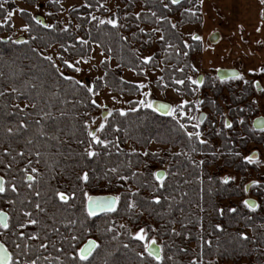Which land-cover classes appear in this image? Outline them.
<instances>
[{
  "label": "trees",
  "instance_id": "obj_1",
  "mask_svg": "<svg viewBox=\"0 0 264 264\" xmlns=\"http://www.w3.org/2000/svg\"><path fill=\"white\" fill-rule=\"evenodd\" d=\"M14 1L0 0L3 5L0 21L5 20L0 24V91L7 90L0 96V161H3L0 177L6 187V192L0 194V210L9 216L7 241L13 253L12 264H17L18 260L22 264L26 258L15 256L19 251L16 244H20L21 249L27 244V258L39 256L37 264H48L44 257L57 264V256L60 264H157L144 252L143 242L130 235V226L136 225L142 217L157 224L152 234L162 241L159 264L237 261L256 253L257 247L264 248V235L257 230L253 211L239 208L230 213L228 208L221 207V201L233 196L234 189L230 183H223L209 173L207 160L213 156L208 155L212 153L208 137L201 138L204 144L194 138L189 140L187 131L171 115L138 107L139 104L123 111V116L119 110L112 111L102 122L104 129L97 133L109 144L94 145L96 155L92 158L84 155L91 142L85 121L90 130L91 115L97 109L93 97L103 89L116 94H139L136 85L121 79L122 69L140 76L146 70L161 67L159 84L177 94H192L193 85L187 77L200 44L193 38L186 43L179 27L201 23L195 0H179L175 5L170 0H119L123 8L117 11L115 27L107 21L99 23V17L93 19L94 13L101 12L100 4L104 0H81V7L68 12L76 21L75 30L59 25L46 28L45 24H37L30 14L22 12L20 16L28 25L26 38L22 40L9 36L12 27L7 17L14 10ZM17 1L29 3L30 0ZM165 3L167 8L163 7ZM136 5L141 7L139 15L133 13ZM173 17H177L178 22L173 21ZM6 33L8 37H3ZM160 36L164 39L160 40ZM93 45L100 48L107 60L102 63L103 76L91 85V93L75 79H64L67 75L54 59H45L46 52L55 47L59 53L57 60L64 66L66 60L87 58ZM144 57L151 59L144 63ZM108 60H114L117 67L111 69ZM177 79L184 83L176 84ZM237 79L220 82H238ZM213 81L208 78L209 83ZM12 88L17 91L13 93ZM252 90V83H244L233 102H244L252 95ZM203 106L214 114L218 112L212 103L206 102ZM132 108L136 110L131 111ZM21 121L26 123L25 128H19ZM240 127L245 132V142L256 133L245 122ZM8 128L13 132L9 133ZM219 141L226 163L235 166L233 139L221 134ZM151 143L167 144L179 150V155L170 157L163 181L153 176L156 165H163L158 155L137 150L146 149ZM5 148L9 150L7 155ZM5 164L10 167L6 168ZM32 168L37 172L32 173ZM112 168L116 169L115 173L108 171ZM83 172L89 174L86 182L77 179ZM26 173L35 177L31 188L24 179ZM117 176L126 179H117ZM10 185H15L17 191L12 192ZM118 190H121L120 199L114 211L88 216L85 193L105 195ZM57 191L68 195L69 201L61 202L55 195ZM36 192L40 193L39 197ZM153 196H160V202L154 203ZM37 203L44 212L35 208ZM129 203L134 206L129 208ZM220 208L222 214L218 211ZM21 209L39 223L26 224ZM21 223H25V227H19ZM218 223L219 231L215 228ZM246 228L251 229L249 235L244 233ZM1 232L0 229V238ZM32 233L37 234L36 240L29 238ZM241 233L246 239H241ZM73 236L75 240L71 239ZM92 237L97 238V247L87 261H80L75 252L84 240ZM40 243H45L46 247L39 248ZM255 264L264 263L255 259Z\"/></svg>",
  "mask_w": 264,
  "mask_h": 264
},
{
  "label": "rangeland",
  "instance_id": "obj_2",
  "mask_svg": "<svg viewBox=\"0 0 264 264\" xmlns=\"http://www.w3.org/2000/svg\"><path fill=\"white\" fill-rule=\"evenodd\" d=\"M195 1L197 6H199L202 16L201 23L199 25L187 24L180 26L179 31L186 43H189L193 36L200 38L197 40L200 44V51L193 55V68L190 77L202 80V83L192 86V94L190 96L177 94L171 88L159 84L161 67L146 70L140 76H137L131 70L122 69L121 79L136 85L139 88V94H116L109 92L107 89L99 91L93 97L97 109L91 115L92 119L89 127L90 130L95 131L104 121L109 111H126L134 104L140 105L142 100L146 102L161 101L168 103L172 109L177 110L171 117L176 119L179 124L183 123L187 133L199 131L201 138L208 137L207 143L212 147V153L208 155L214 157H210L207 160L209 173L219 177L221 181L224 177L231 178L228 180V183L234 189V195L222 200L221 207L244 208V211H253L252 215L254 214L256 218L257 230L264 235V128L260 131L254 130L256 133L253 134V137L248 142H245V132L240 127L241 123L245 122L253 130L252 121L257 117H264V71H259L260 69H264V59L259 58L263 47L260 44L252 43L251 41L253 40L248 38L249 31L241 26L242 22L236 17L239 14L238 12L236 13L237 7H234L236 8L234 9L235 12L232 11L231 13V18L236 17V19H232L233 22H231L227 20L229 11L225 10L222 6L223 0ZM13 4L14 10L7 17L10 19L12 27V33L9 36L19 40L26 38L25 24L20 16L22 12L30 14L32 17L40 20L42 24L59 25L63 29L71 28L75 30L76 21L68 15V12L81 7L83 2L81 0H59V2L57 0H30L28 3L16 0ZM100 7L102 8L101 12L94 13L93 17H99V20H105V22L116 19L117 11L123 8L119 0H104L100 4ZM211 8L213 12L211 10L210 13L211 15L213 14L212 18L217 23H204V14ZM140 10V5H136L133 13L137 14ZM172 20L178 22L177 17H173ZM4 23L5 20L0 21V24ZM228 23H234V25L231 24L229 26ZM231 26H235L232 27L235 33L227 32L226 29ZM253 31L254 29L252 33ZM215 32L222 35L221 40L218 43L217 41L210 43L209 37ZM253 36L254 34L251 38ZM3 37H8V34H4ZM58 54L55 47L46 52V55L54 59L60 66L64 75L80 81L87 88L91 87L96 78L103 76L104 72L101 67L102 63L107 60V56L96 45H93L91 54L87 58L66 60L68 63H65L64 66L59 64L57 60ZM108 61L111 69L117 67L114 60ZM69 64L72 66L69 67ZM218 69L238 70L239 76L237 77L238 79L236 78L238 82H220L216 77ZM208 78L214 81L209 83ZM246 82L252 83V95L244 102L235 104L233 99L239 97L241 88ZM141 84L144 87H139ZM181 101H187L182 109L180 108ZM206 102L214 104L218 108V112L214 114L209 108L204 107L203 105ZM180 111H183L184 115H180ZM201 115L203 116V122L199 123ZM189 116L192 119H189ZM234 121L237 124H234ZM225 122L231 124L229 129L224 127ZM194 125H199V127L195 128ZM221 134H224L227 139H233L231 145L234 146L236 151L235 156L237 157L235 166L239 170L235 166H228L226 163L220 150L219 136ZM241 142L242 146H240ZM127 147V149H130L129 146ZM137 150L142 154L145 152L157 154L160 160L163 161V165L161 163L156 165L154 172L164 171L167 173L170 157L178 154L177 149L174 147L155 143H151L146 149ZM253 154V161L251 163L244 160L245 156ZM197 159L199 160L200 156H197ZM253 181H257V184L253 185ZM245 186H248L247 190H245ZM120 193L121 190H118L112 193V195L118 196ZM244 200H252L257 207L254 210L246 208L242 203ZM121 223L126 224L125 221ZM156 227L157 224L153 221L142 217L136 225L130 226V235L135 238L134 234L143 228L145 230L143 233V244L154 239L156 244L161 246L162 241L152 234V232H155ZM250 230L246 228L244 230L245 235H249ZM90 239L98 242L96 237ZM87 240L89 239L84 240L81 246ZM189 247L192 248L193 245L189 244ZM258 255L260 258H257ZM255 259L264 263V248L257 247L256 253L248 258H242L237 261L218 260L214 264H255Z\"/></svg>",
  "mask_w": 264,
  "mask_h": 264
},
{
  "label": "snow or ice",
  "instance_id": "obj_3",
  "mask_svg": "<svg viewBox=\"0 0 264 264\" xmlns=\"http://www.w3.org/2000/svg\"><path fill=\"white\" fill-rule=\"evenodd\" d=\"M57 2H59V0H57ZM171 4H179V0H170ZM261 4H264V0H261ZM3 5L0 4V8H2ZM164 8L168 7V4L165 3L163 4ZM9 15H11V13H9ZM139 15V14H137ZM262 15H264V13H262ZM33 19L35 20V22L37 24H41L42 22L38 19H36L35 17H33ZM93 19H95V17H93ZM158 20L163 19V17H157ZM99 23L104 24L105 20H100ZM107 23L112 25L113 27L116 26L117 21L115 19H111V20H107ZM28 27L27 24L24 25V28L26 29ZM44 27L46 28H51L52 25L51 24H45ZM173 27H175V25H173ZM141 31H143V29H141ZM156 31H159V29H157ZM195 40L200 39L198 36H193L192 37ZM77 39L79 40L80 38L77 37ZM160 40H163L164 37L160 36L159 37ZM81 43L86 44L87 41H81ZM187 47V45H185ZM45 59L51 60V57H45ZM151 57H144V63H148L150 61ZM64 63H68V61H64ZM72 65L69 64V67H71ZM53 67H56L55 65H53ZM79 71V69H77ZM251 71V70H250ZM259 71H264V69H260ZM61 75H63L61 73ZM233 76L236 75V73H232ZM64 79H71L70 77L64 76ZM187 80L192 84V85H199L200 83H202V80H196L193 79L192 77H187ZM77 84H81L80 81H76ZM176 84H183L184 81L177 79L175 81ZM82 87L84 85H81ZM258 86V85H257ZM139 87H144L143 84L139 85ZM7 91V90H5ZM5 91H0V96H4L5 95ZM11 91L13 93H15L17 90L15 88H12ZM87 91L89 93H91L93 91V89L91 87L87 88ZM146 95V94H145ZM93 103H95V101H93ZM187 101H181L180 103V108L182 109L184 107V104H186ZM33 107H35V104L33 103L32 105ZM139 106H143L145 108H151L153 109V111H160L163 110L165 114L167 115H173V113L175 111H177L176 109H172L171 107H169L167 104H160L158 106H154V104L152 102H146V101H141ZM135 108H132L131 111H135ZM109 115H111V111H109L108 113ZM121 116L124 115L123 111H120L119 113ZM180 115H184L183 111H180L179 113ZM189 119H192L191 116L188 117ZM242 122V121H241ZM40 121H37V124H39ZM257 124H260L262 127H264V121H257ZM27 125L25 122L21 121L19 124V128H25ZM105 125L103 123H101L99 125L98 128L95 129V131L92 130H88L87 128V121H85V130L87 131V135L88 137L91 138V142L88 143L84 155H86V157L88 158H92L96 155V151L94 149V145H100V146H104V145H108L109 141L107 139H101L100 136L97 135V133H99L102 129H104ZM181 128H184L185 125L183 123L180 124ZM195 128H198L199 125H194ZM224 127L228 128L231 127V125L228 122L224 123ZM7 131L9 133L13 132L12 128H8ZM41 135H44L43 132L40 133ZM187 136L189 138V140H192L193 138L198 141L201 144H204L205 141L201 139V133L199 131H195V132H189L187 133ZM28 143H31V141H28ZM79 143V142H78ZM8 149L5 148L4 149V153L7 155L8 154ZM17 155H20V153H17ZM38 155V153H37ZM179 155V154H178ZM253 155L250 156H245L244 160L251 163L253 161ZM0 163H3V161H0ZM31 162L29 161V164ZM5 167H10V164H5ZM108 171L115 173L116 169L112 168L109 169ZM32 173H36L37 169L36 168H32L31 169ZM164 172H153V176L156 177L157 181H163L164 180ZM24 179L26 181L29 182V184L27 185L29 188H31V182L35 180V177L31 174H25ZM78 180L80 181H88L89 180V174L87 172H83L80 175H78L77 177ZM117 179H126V177H121V176H117ZM231 179L230 177H224L222 179L223 183H227L228 180ZM253 185L257 184V181H253L252 182ZM12 192H16L17 188L15 185H10L9 186ZM248 186H245V190H247ZM6 192V187H5V181L3 179V177H0V194H4ZM35 195L37 197H39L40 193L36 192ZM55 195L59 198V200L61 202L67 203L69 201V196L66 195L64 192H60L57 191L55 193ZM85 197L87 199V205H86V211L89 217L94 216L96 214V212L99 211H114L115 210V205L117 203V201L120 199L119 196H101V197H93V196H89L87 193H85ZM161 197L160 196H153L152 197V201L154 203H159L160 202ZM9 203H11V201H9ZM243 205L250 209V210H254L257 205L252 203L250 200H244L242 201ZM134 205L132 203L128 204L129 208H132ZM35 208L39 211V212H44L45 209L42 208L40 206L39 203L35 204ZM21 211H23L24 216L26 217V221L25 223L28 225H36L39 223L38 220L33 219L31 217V214L28 211H25L23 209H21ZM218 211L221 212V214L223 213V209H218ZM228 212L233 213L236 211L235 208H228L227 209ZM25 223H21L19 224V227L23 228L25 227ZM74 223V221H73ZM9 216L6 212L0 210V229L2 230H8L9 229ZM215 228L217 231H219L221 229V225L218 223L215 225ZM51 231V229H49ZM144 229L141 228L139 229L135 234V238L139 241H144ZM173 232H175V229L172 230ZM177 235H179V233H176ZM20 236H24V233H19ZM241 239H246V237L244 236L243 233L240 234ZM30 239L36 240L37 239V234L36 233H32L29 237ZM72 240H75V237H71ZM207 243V241L205 242ZM151 245V246H149ZM46 247L45 243H40L39 244V248L44 249ZM97 247V244L95 241H89L88 244L84 247L79 248L76 252H75V256L79 258L80 261H87L89 256L92 255V250L94 248ZM125 247H127V245H125ZM16 248L19 249V251L15 252V256L16 257H20L21 255H23L24 257H26L23 261L22 264H37V262L40 260V257L37 256L35 259H31V258H27L28 257V245L25 244L23 246V249H21V245L20 244H16ZM57 252L60 251L59 248L56 249ZM144 252L147 253V256L150 257L152 260L156 261L157 264H159L160 260H161V249L160 246L156 244V241L154 239L150 240L148 243L144 244ZM137 255H140V253H137ZM69 256H72V253H69ZM12 260H13V255L9 252L8 248L5 247V245L3 243H0V264H12ZM44 260L48 261V264H52L51 259L49 257H44ZM55 260L57 261V264H60V258L57 256L55 257ZM17 264H20V261H17Z\"/></svg>",
  "mask_w": 264,
  "mask_h": 264
},
{
  "label": "crops",
  "instance_id": "obj_4",
  "mask_svg": "<svg viewBox=\"0 0 264 264\" xmlns=\"http://www.w3.org/2000/svg\"><path fill=\"white\" fill-rule=\"evenodd\" d=\"M222 6L225 10L229 11L227 14V20L233 22L232 19H236V17L239 18L242 22L241 26L249 31V33L247 32L249 34L247 36L253 40L251 42L260 44L263 47L260 51V55H258L259 58L264 59V15H262V13H264V4H261V0H223ZM234 7L238 8L236 13L238 12L239 14L236 17L234 16L235 18H231L232 11L235 12L234 9H236ZM211 10L213 12V9L211 8L210 10H207L206 14H204V23H217L212 18L213 14L211 15ZM231 24L234 25V23H228L229 26ZM232 27L235 26L227 28V32L235 33ZM253 29L254 31L252 33ZM218 34L219 39L217 40V43L221 40L222 36L220 33ZM253 34L254 36L251 38Z\"/></svg>",
  "mask_w": 264,
  "mask_h": 264
},
{
  "label": "water",
  "instance_id": "obj_5",
  "mask_svg": "<svg viewBox=\"0 0 264 264\" xmlns=\"http://www.w3.org/2000/svg\"><path fill=\"white\" fill-rule=\"evenodd\" d=\"M219 39V34L218 33H213L212 35H210L209 37V42L210 43H214L216 42L217 40ZM22 40V39H20ZM232 73H236L235 76L232 75ZM239 76V72L238 70L236 69H218L216 71V77L219 81H224V80H228V79H233V78H237ZM154 104V106H158L160 104H167L169 107L170 105L168 103H164V102H161V101H154L152 102ZM161 114H164V111L163 110H160V111H157ZM203 116L201 115L200 117V121L202 120ZM257 121H264V117H257L255 118L253 121H252V127L254 130H262L263 127L260 125V124H257L256 122ZM159 172H162V171H159ZM90 196H93V197H101V196H114L112 194H105V195H90ZM252 203H254L252 200H250ZM86 205H87V199H86V203H85V208H86ZM115 208H116V205H115ZM109 212H112V211H97L96 214L94 216H98V215H101L103 213H109ZM92 216V217H94ZM95 241L93 239H89L87 240L83 245L82 247L86 246L88 244L89 241ZM96 242V241H95ZM97 244V243H96ZM151 246V245H149ZM96 248H94L92 250V253L94 252Z\"/></svg>",
  "mask_w": 264,
  "mask_h": 264
},
{
  "label": "flooded vegetation",
  "instance_id": "obj_6",
  "mask_svg": "<svg viewBox=\"0 0 264 264\" xmlns=\"http://www.w3.org/2000/svg\"><path fill=\"white\" fill-rule=\"evenodd\" d=\"M164 115H167V114H165L164 113ZM201 117V116H200ZM200 117H199V123H202L203 122V118H202V120L200 121ZM253 128V127H252ZM264 128V127H263ZM254 130V129H253ZM255 131H260V130H255ZM164 145H167V144H164ZM170 146V145H169ZM174 148H176L177 149V152L179 151L178 150V148L177 147H174ZM162 172H164V171H162ZM164 174H165V172H164ZM165 176V175H164ZM5 212V211H4ZM1 238H0V243H3L4 245H5V247L6 248H8V250H9V252L13 255V253H12V251H11V249L9 248V243H8V241H7V238H8V234H7V230H2L1 229ZM97 243V242H96ZM82 247V246H81ZM80 247V248H81ZM12 262H13V260H12Z\"/></svg>",
  "mask_w": 264,
  "mask_h": 264
}]
</instances>
